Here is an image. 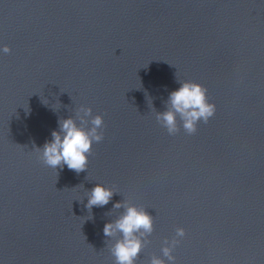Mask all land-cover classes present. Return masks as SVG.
I'll use <instances>...</instances> for the list:
<instances>
[{
  "label": "water",
  "instance_id": "95a60500",
  "mask_svg": "<svg viewBox=\"0 0 264 264\" xmlns=\"http://www.w3.org/2000/svg\"><path fill=\"white\" fill-rule=\"evenodd\" d=\"M4 45L0 264H114L102 229L125 204L153 217L136 264L176 228L175 264H264V0H0ZM179 81L215 113L169 135ZM81 105L103 139L84 171L48 167L35 148ZM98 183L113 196L89 209Z\"/></svg>",
  "mask_w": 264,
  "mask_h": 264
},
{
  "label": "clouds",
  "instance_id": "9594fccd",
  "mask_svg": "<svg viewBox=\"0 0 264 264\" xmlns=\"http://www.w3.org/2000/svg\"><path fill=\"white\" fill-rule=\"evenodd\" d=\"M7 45L0 47V54L9 53ZM46 103V102H45ZM215 113V105L207 99L206 89L199 83L179 81V86L169 92L166 110L155 113L156 121L168 132L175 134L179 126L191 134L196 131L198 122L207 123ZM103 117L93 115L90 107L81 105L75 118L69 116L58 120V129L51 132V139L41 147L35 148L40 159L50 168L66 166L76 173L87 168L88 156L94 142H100L104 136ZM113 196V190L103 184H96L88 193L86 207L104 206ZM122 205L118 202L115 208ZM124 211L117 219L104 224L105 237L114 238L109 244V251L114 257V264H136L141 249L145 246L143 238L153 231V217L142 207L125 204ZM118 234V235H117ZM185 235L183 228H176L172 239L163 241L160 256H152L149 264H175L173 249L180 243L178 238Z\"/></svg>",
  "mask_w": 264,
  "mask_h": 264
}]
</instances>
